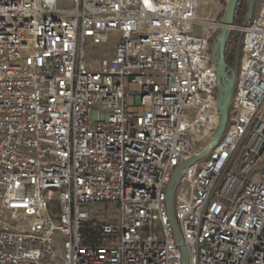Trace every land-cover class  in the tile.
<instances>
[{"label":"built area","instance_id":"2783aa9c","mask_svg":"<svg viewBox=\"0 0 264 264\" xmlns=\"http://www.w3.org/2000/svg\"><path fill=\"white\" fill-rule=\"evenodd\" d=\"M197 8L0 0V264H183L168 187L220 126ZM233 31L226 131L174 199L190 264H264V0ZM113 36V57L88 58ZM91 221L99 241L85 237Z\"/></svg>","mask_w":264,"mask_h":264},{"label":"water","instance_id":"95a60500","mask_svg":"<svg viewBox=\"0 0 264 264\" xmlns=\"http://www.w3.org/2000/svg\"><path fill=\"white\" fill-rule=\"evenodd\" d=\"M238 3L239 0H229L223 23L222 25H220V32L216 37L213 43V47L211 49L213 64L216 68L217 79H218L217 104L220 113V126L216 132L214 139L212 140L208 148L205 150V152H203L199 157L183 162L176 169L168 187L167 202H166L167 213L169 217V222L174 232L176 243L182 252L183 264H190L189 251L185 241L182 238L180 228L177 224L174 215L175 194L182 177V172L185 169H187L189 166L193 165L196 161L205 158L210 153L212 148H214L223 137L229 122L230 110L233 105L235 89H236L237 73H238L240 58L242 53L243 34L240 33L238 52L235 61V66L233 69H230L226 64L225 50L229 42V39L231 37V34L235 28L234 19H235ZM254 12H255V0H248V12L242 27H246L248 22L252 19ZM228 71L231 72V76H228L227 73Z\"/></svg>","mask_w":264,"mask_h":264},{"label":"rangeland","instance_id":"374dc122","mask_svg":"<svg viewBox=\"0 0 264 264\" xmlns=\"http://www.w3.org/2000/svg\"><path fill=\"white\" fill-rule=\"evenodd\" d=\"M197 2L199 3L198 10L206 15L204 20L199 21L196 24L195 31L199 35L211 37V40H213V47V43L220 32V25H222L223 23L229 0H197ZM258 2L259 0H255V9L258 5ZM116 41V36H113L108 45L98 47L96 52H94L91 48V52L88 54V58L96 59L99 56L101 57L102 55L113 57L115 52V45L117 44ZM133 89L136 90L137 87L133 86ZM129 103L130 105H134V98H131L129 100ZM101 208L103 209L105 207Z\"/></svg>","mask_w":264,"mask_h":264},{"label":"trees","instance_id":"16d2710c","mask_svg":"<svg viewBox=\"0 0 264 264\" xmlns=\"http://www.w3.org/2000/svg\"><path fill=\"white\" fill-rule=\"evenodd\" d=\"M247 12H248V0H239L235 19H234V26L241 27L243 25L244 20L247 16ZM239 37H240V32L233 31L225 50L226 64L230 69H233L235 66V61L238 52V45H239ZM212 41L213 40H211V44ZM227 73L228 76H231L230 71H228ZM93 222L94 221H91L89 224H87V227L84 229L85 237L86 238L94 237L96 241L97 240L99 241L100 239L99 226L97 228H93L92 226Z\"/></svg>","mask_w":264,"mask_h":264},{"label":"crops","instance_id":"0c3cea01","mask_svg":"<svg viewBox=\"0 0 264 264\" xmlns=\"http://www.w3.org/2000/svg\"><path fill=\"white\" fill-rule=\"evenodd\" d=\"M198 8H199V3H198ZM198 8H197V18H198V21H202V20L205 19V15H206V14L200 12V11L198 10ZM195 28H196V25L194 26V33H196ZM196 34H198V33H196ZM198 35H199V34H198Z\"/></svg>","mask_w":264,"mask_h":264}]
</instances>
